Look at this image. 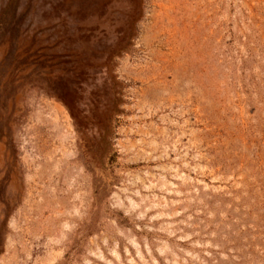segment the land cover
Masks as SVG:
<instances>
[{"label": "rangeland", "instance_id": "1", "mask_svg": "<svg viewBox=\"0 0 264 264\" xmlns=\"http://www.w3.org/2000/svg\"><path fill=\"white\" fill-rule=\"evenodd\" d=\"M0 264H264V0H0Z\"/></svg>", "mask_w": 264, "mask_h": 264}]
</instances>
